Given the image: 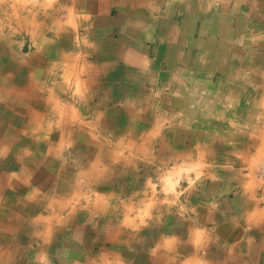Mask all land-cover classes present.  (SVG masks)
<instances>
[{
    "label": "crops",
    "instance_id": "0c3cea01",
    "mask_svg": "<svg viewBox=\"0 0 264 264\" xmlns=\"http://www.w3.org/2000/svg\"><path fill=\"white\" fill-rule=\"evenodd\" d=\"M0 37V264H264V0H0Z\"/></svg>",
    "mask_w": 264,
    "mask_h": 264
},
{
    "label": "rangeland",
    "instance_id": "374dc122",
    "mask_svg": "<svg viewBox=\"0 0 264 264\" xmlns=\"http://www.w3.org/2000/svg\"><path fill=\"white\" fill-rule=\"evenodd\" d=\"M9 38H10V37H7V38H6L8 42H5V43H8V44L13 43V45H16L17 43L21 42V37H14V38L12 39V42H10V39H9ZM3 39H4V38H3ZM3 39H1V37H0V43L4 42ZM8 39H9V40H8ZM25 45H26V47L28 48L29 40L26 39V38H25ZM259 175H260V174H259Z\"/></svg>",
    "mask_w": 264,
    "mask_h": 264
},
{
    "label": "built area",
    "instance_id": "2783aa9c",
    "mask_svg": "<svg viewBox=\"0 0 264 264\" xmlns=\"http://www.w3.org/2000/svg\"><path fill=\"white\" fill-rule=\"evenodd\" d=\"M259 174L261 177H264V162L263 164L261 165L260 169H259Z\"/></svg>",
    "mask_w": 264,
    "mask_h": 264
},
{
    "label": "bare ground",
    "instance_id": "6f19581e",
    "mask_svg": "<svg viewBox=\"0 0 264 264\" xmlns=\"http://www.w3.org/2000/svg\"><path fill=\"white\" fill-rule=\"evenodd\" d=\"M24 5V4H23ZM14 15V14H13ZM8 27H9V25H8Z\"/></svg>",
    "mask_w": 264,
    "mask_h": 264
}]
</instances>
